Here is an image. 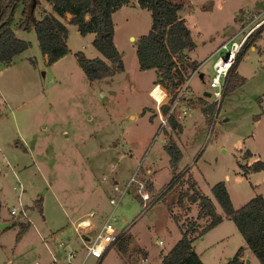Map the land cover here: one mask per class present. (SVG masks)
I'll return each instance as SVG.
<instances>
[{
    "label": "rangeland",
    "instance_id": "374dc122",
    "mask_svg": "<svg viewBox=\"0 0 264 264\" xmlns=\"http://www.w3.org/2000/svg\"><path fill=\"white\" fill-rule=\"evenodd\" d=\"M177 1L190 4L182 14L196 40H202L203 44L194 45L190 51L191 57L201 63L211 51L208 36L216 27L205 12L216 0ZM243 1L249 6L250 0ZM44 2L38 0L35 15L47 11L43 8ZM223 4L233 7L238 2L223 0L219 5ZM241 11L239 14L246 19L258 12L253 7ZM19 14L20 7L11 26L16 36L29 41V45L14 62L11 63L12 59L0 62L1 215L10 216V208L17 204L16 179L19 178L25 187L22 201L33 203L38 209L41 203L35 197L40 196L49 226L55 229L63 225V230L56 233V239L62 235L63 238H73L80 251L86 248L81 234L71 224L73 213L93 209L94 228L89 232L90 236L111 214L117 238L96 264H157L160 255L172 246L181 232L172 214L181 211L175 204L176 193L187 185L184 182L187 175L196 179L203 191L212 197L211 186L223 180L234 207L241 206L256 192L250 186V180L261 181L262 172L257 170L248 177L241 172L239 160L240 149L244 145L264 147V120H254L261 111V105L258 98L252 97V93L258 92V96L264 98V68L260 72L261 67L252 69L251 64H247L246 72L252 70L254 74L244 79L241 87L234 88L236 75L228 79L225 87H232L222 95L218 105L214 102V121L202 117L197 107L189 109L181 119L184 131L179 136L180 130L171 128L169 123L161 127L153 109L144 107V104L154 103L150 93L160 100L162 98L159 86H152L156 75L154 69L139 68L135 51L137 39L129 37L130 33L139 35L148 30L150 12L147 9H131L125 15L128 20L116 15L115 20L119 24L114 38L124 69H115L114 74L93 81L87 79L74 54L82 49L88 56L96 52L86 36L71 33L72 50L56 62L49 63L42 58L34 29L19 27ZM261 43L264 44V35ZM254 58L255 55L248 60ZM212 60L213 57L205 60L201 68L203 76L199 71L190 79L191 94L197 95L195 99L188 100L191 106L197 103L202 109L211 103L202 93L209 89ZM191 70L189 65L184 68L188 75ZM143 107L144 113L141 112ZM226 116L227 120L223 121ZM252 132L255 137L248 145L246 141L253 136L247 137ZM163 138L166 142L174 141L184 151L175 173L170 167L169 154L163 149ZM12 147L14 150L9 151ZM3 152L6 158L9 156L14 161L17 176L6 164ZM17 156L21 159H16ZM136 172L138 178L147 182L150 192L160 194L159 198L143 209L136 185L132 184L114 207L109 202V198L116 194L112 186L117 183L122 187ZM173 175L175 179L171 181ZM258 189L264 194L263 182ZM216 205L223 219L204 232L203 238L197 232L194 234L197 236L193 240L195 249L205 264H225L244 243L235 223L217 201ZM71 208L74 211H70ZM33 213L34 217L38 215L36 211ZM190 213L186 221L198 222L201 227L209 220L206 216L197 218L198 206L195 204L191 206ZM183 220L185 217L180 222ZM14 223L0 232V264H31L34 253H41L44 246L36 243L40 237L35 226L30 225L34 235L30 238V245L33 247L17 256V233L28 227V221ZM128 236L134 245H127L124 251H119V243ZM85 264H95V261L89 259ZM238 264L261 263L251 255Z\"/></svg>",
    "mask_w": 264,
    "mask_h": 264
},
{
    "label": "trees",
    "instance_id": "16d2710c",
    "mask_svg": "<svg viewBox=\"0 0 264 264\" xmlns=\"http://www.w3.org/2000/svg\"><path fill=\"white\" fill-rule=\"evenodd\" d=\"M45 1L50 4L58 16L46 11L41 18L36 17L35 7L38 0H0V62H9L15 54L22 52L29 45V41L16 36L11 26L15 12L20 7L17 21L19 27L25 30L34 29L39 48L43 54L47 55V62L52 63L69 51L66 40L67 26L59 18L69 12L71 14L69 22L77 25L80 34L95 32L92 44L104 57L88 58L81 50L74 52L87 79L98 80L114 74L115 68L124 69L121 52L114 42L112 13L129 0ZM137 2L140 7L150 11L151 17L148 31L139 35L135 44L138 66L140 69L155 68L158 78L153 85L159 86L161 90L164 86L168 92H172L178 85L184 68H187L188 65L191 68L197 65L196 61H184L183 59L187 60V53H184L183 50L191 49L195 45L190 28L179 14L183 3L177 0H137ZM260 32L261 27L250 33L248 42L240 51L230 77L237 76L234 69L239 59L245 52L246 46L257 38ZM178 63L182 71H180ZM111 64L115 67H112ZM242 81L243 77L240 76L234 85ZM231 87L225 88L224 93ZM214 104L211 102L202 108L205 117L210 121H214V118L212 119L215 110ZM161 108L163 112H166L168 105L163 104ZM142 110L144 111V108ZM168 122L173 129L181 130L180 123L172 115H169ZM164 149L169 154V163L172 172L175 173L182 152L178 145L171 140L164 144ZM242 167L245 171H257L264 168V162L255 160L249 165H242ZM174 179L173 175L171 181ZM184 182L187 185L178 191L175 200V204L181 211L172 214L174 220L179 224L181 236L162 257L160 264H204L193 248L192 242L197 237L194 234L197 232V235L200 236L221 221V216L217 213L212 198L201 190L195 179L191 175H187ZM211 190L223 211L235 223L246 245L259 262L264 264V196L261 193H256L240 207H234L223 180L215 182ZM193 204L198 206L197 218L204 216L209 218L203 227H200L198 222L186 221ZM38 209L41 210V205L38 206ZM184 217L185 220L180 222ZM197 228L200 230L197 231ZM19 234L20 232L17 233V236ZM130 240L131 237L128 236L125 241H121L119 248L124 249ZM243 250L244 246L240 245L225 264L241 262Z\"/></svg>",
    "mask_w": 264,
    "mask_h": 264
},
{
    "label": "crops",
    "instance_id": "0c3cea01",
    "mask_svg": "<svg viewBox=\"0 0 264 264\" xmlns=\"http://www.w3.org/2000/svg\"><path fill=\"white\" fill-rule=\"evenodd\" d=\"M45 1V0H44ZM212 1V0H210ZM223 0H216L214 4L210 5L211 6V9L210 10H207L205 12V14H207V16L209 18L212 19V23L213 24H216V27L215 29L209 33V38L211 39V41L209 42L212 46H211V51L223 40H225L226 38H228L229 36L237 33L242 27H245V29H247L248 27H250L253 23H255L256 21H258L262 16H264V1L263 0H250L249 1V6L247 5H244L245 1L243 0H236L238 2V4L234 5L233 7L231 6H226V5H219L221 4ZM220 2V3H219ZM183 3V2H182ZM186 5H189L190 4L187 2L186 3H183V7L180 9L179 11V14L181 17H183L185 19V17L183 16L182 12L183 10L185 9ZM209 7V6H208ZM249 7H253L255 8L258 12H262V14L259 16V18H256V19H246V17L242 14H239V12H242L241 10H245L246 8H249ZM43 8H45L47 10V12H52L54 13L55 15H57L54 10L51 8L50 4L48 2H44L43 4ZM136 8H142L139 6L137 0H129L128 2L122 4L117 10H115L113 13H112V19H113V22H114V37H115V33L117 31V28H118V22L115 20V17L116 15H120L122 17V19H125V20H128L127 17H125V15L129 14L130 10L131 9H136ZM146 9V8H145ZM148 10V9H147ZM149 11V10H148ZM37 12V11H36ZM150 12V11H149ZM244 12V11H243ZM36 17L38 18H41L42 15L41 13L39 14L38 12L36 13ZM58 16V15H57ZM71 17V14L69 12H66L65 15L63 16V23L67 26V44H68V47H69V51L72 50V47H71V43H70V36H71V33H76L78 36H79V31L77 29V25L76 24H73V23H70L69 22V18ZM59 18L61 19V16H59ZM186 24H187V21L185 20ZM150 23H151V17H150ZM188 26V25H187ZM150 27V26H149ZM190 28V32H191V36L192 38L195 40V47H198V45H201L203 44L202 43V40L199 39V40H196V36L194 35L193 33V30L190 26H188ZM261 27V32L260 34L258 35L257 38H255L250 44H248L246 46V52L243 53V56H241V58L239 59L236 67H235V73L237 74V77H240L242 76L243 77V81L239 84H237L235 87H238V86H242V84H244V79H247L248 76H252L254 74V72L252 70H249L251 74L247 73L246 70L248 69L247 68V64H251L252 66V69L254 66L256 67H261L260 69V72L263 70V63H264V44L261 43V39H262V36L264 35V21L258 25V27H256L255 31L257 29H259ZM149 29V28H148ZM148 31V30H147ZM146 31V32H147ZM144 32V33H146ZM143 34V33H141ZM139 34V35H141ZM82 35V34H81ZM95 35V32L94 31H91V32H87L86 34H83L82 36H86L89 41L92 42V39ZM139 35H134L132 33L129 34V37L132 38V36H134V38H138ZM22 38V37H21ZM115 38H114V42H115ZM137 41V40H136ZM116 44V43H115ZM117 46V45H116ZM245 46V45H244ZM95 48V47H94ZM193 48L191 49H188L187 50V60L188 61H196L197 65L200 66V73H202V76H203V70L201 69L203 63H200L199 60L197 59H193L190 55V51L192 50ZM27 48L23 51H26ZM22 51V52H23ZM68 51V52H69ZM77 51V50H76ZM81 51H83V53L88 57V58H93V57H96V56H100L102 58L103 55L99 52V50L96 49V52L94 51V54L92 56H88V54H86V52L84 51V49H82ZM210 51V52H211ZM67 52V53H68ZM209 52V53H210ZM66 54V53H65ZM64 54V55H65ZM63 55V56H64ZM256 56V58H254V60H248V58L251 56V58L253 56ZM17 56H20V53L18 54H15L13 57H12V60H11V63L14 62L15 58ZM63 56H61L60 58L58 59H61ZM27 57V56H25ZM42 58L44 60L47 61V55L46 54H43L42 53ZM57 59V60H58ZM55 60V62L57 61ZM117 69V68H115ZM149 69V68H147ZM154 69L156 75H155V80H157L158 76H157V72L155 70V68H152ZM201 76V74H200ZM154 83V82H153ZM159 85H161L160 83H157ZM153 86V84H152ZM162 86V85H161ZM156 87V85H155ZM151 88V87H150ZM149 88V90H150ZM162 88L164 89V92L166 94V96L163 98V102L164 104L165 103V100L167 99V89L162 86ZM148 90V92H149ZM231 90V88L229 89ZM230 92V91H229ZM204 93V92H203ZM264 94V93H263ZM228 95V94H227ZM197 95H193L191 94V98H194L196 97ZM258 92H254L252 93V97L253 99H257L259 100V103L261 105V111L260 113L256 114L255 115V122H258L260 120H264V98L261 97V96H258ZM156 97V96H155ZM227 97V96H226ZM152 98V97H151ZM157 98V97H156ZM153 102L152 104H144V107L146 108H149V109H153V113H156V115L154 116H157V119H158V112H157V108H156V102L154 101V99L152 98ZM261 101V102H260ZM143 107V108H144ZM193 107H197L201 116L204 117V113L202 111V109L197 105V103L193 104L191 106L190 109H192ZM142 108V109H143ZM142 113L145 112V110H141ZM131 116V115H130ZM134 117H135V114H134ZM133 117V118H134ZM182 119V118H181ZM180 119V121H178V123H180L181 125V132L179 133V136L180 134L183 133L184 131V125L182 123V120ZM159 120V119H158ZM223 121L227 120V116L224 117L222 119ZM170 125V124H169ZM169 127V126H167ZM166 127V128H167ZM171 127V126H170ZM172 128V127H171ZM250 136H253L250 140L246 141L245 139L243 140V142H247L248 145H250L252 139L255 137V134H253V132L247 137V139L250 137ZM26 141V139H25ZM26 143V142H25ZM166 143L165 139L163 138V145ZM246 146V147H245ZM181 148V147H180ZM31 149V147H30ZM164 149V147H163ZM8 150V149H7ZM14 148H9V151H13ZM26 152H30L29 149H24ZM181 156L183 155L184 151L183 149L181 148ZM240 154H241V160H239V165L241 167V172L245 175H247L248 177L254 173L255 171H245L243 170V167L242 165H249L251 164L253 161L255 160H261L264 162V147H255V146H247V145H244V148H241L240 149ZM2 156L3 158L5 159L6 161V164L9 165L11 167V169L13 170V174L16 176L18 175L17 171L15 170V164H14V161L9 157L4 155V152L2 153ZM16 159H21L17 156ZM169 159V158H168ZM34 163H35V160H34ZM177 170L179 168V162H177ZM171 167V166H170ZM26 169V168H25ZM40 170V168H38ZM151 169H148V172H150ZM260 172H262V175H261V181H252L250 180V186L253 188V190H255L256 192H254L251 196H249V198L247 200H249L250 198H252L256 193H261L263 196V192L261 190L258 189V186L260 185V182H263L264 183V168L260 169L259 170ZM7 174V173H6ZM152 180H153V177H152ZM195 181L197 182V185L200 187V185L198 184V181L195 179ZM152 185L154 186V181L152 183ZM52 186V185H51ZM227 190H228V187L227 185H225ZM212 187V186H211ZM201 188V187H200ZM256 188L259 190L257 191ZM24 190H25V187H24ZM201 190L203 191V189L201 188ZM24 192V191H23ZM204 192V191H203ZM229 192V191H228ZM205 193V192H204ZM177 194V193H176ZM207 194V193H206ZM230 195V194H229ZM54 196V195H53ZM56 198V196H54ZM215 204V207H216V211L218 214H220L217 210V205H216V198L212 196H210ZM38 199L41 203V210L37 209L33 203L31 204H27L28 207H29V214L32 218V221L33 222H28V227L25 228L24 230H21L20 229V234H19V239L17 240V243L15 245V247H17L19 245V251L17 252V256H20L22 251L25 250V249H30L31 247H33V245H30L31 241H30V238L33 235V232L32 229H30V225H33L35 226L36 230L35 232L39 235V240H35L36 243H40L44 246V248L42 249L41 253H34V257L32 259V261L30 262L31 264H36V263H39V264H55V263H52V260H51V253L50 251L58 258V256L60 258H62V260L60 261L59 258V262L58 264H85L89 259H92L95 261V264L98 263L100 261V259L103 257H101L100 259H97L91 255H88V256H85L86 255V249L84 251H80L79 250V247H77L76 243L77 241H74L73 238L71 239H67V238H63V235L59 238V239H56V233L57 232H61L63 230V225H60L59 227L57 228H51L47 222V219H46V215L44 214L45 211H44V201L42 202L41 201V198L40 196L38 197H35V199ZM231 198V197H230ZM246 200V201H247ZM245 201V202H246ZM218 202V201H217ZM244 202V203H245ZM221 206V205H220ZM240 207V206H239ZM75 209V208H74ZM33 211H36L38 213V215H35L34 217V213ZM70 211H74L72 208L70 209ZM10 212V211H9ZM73 219H72V223L74 225V228L75 230L82 235H87L88 237L90 236L89 232L91 230H93V226H94V222H93V219H92V216H93V209L92 208H88V209H82V210H79L78 212H74L73 213ZM191 213L189 212L188 213V216H191L190 215ZM33 215V216H32ZM108 216V215H107ZM221 216V220L223 219L222 215L220 214ZM10 218H13V216L10 214V216H3L0 214V220H7V219H10ZM90 219L91 223L89 226H86V227H82L79 229V227L76 226V222L80 219ZM17 222L21 223L23 222L24 220H16ZM16 223V222H15ZM15 223H13L12 225H14ZM102 224V223H101ZM100 224V225H101ZM11 226V225H10ZM201 227V226H200ZM5 229L3 230H0V232L4 231ZM181 236V232L179 233V236L177 238H175V240L173 241L172 243V246L176 243V241L180 238ZM201 238H203L204 236L200 235ZM48 237H52V239H46L45 238H48ZM35 238V237H33ZM83 238V237H82ZM42 239V240H41ZM88 238L87 239H84L83 243H84V246L86 248V242H87ZM244 240V239H243ZM132 240H130L128 246H132L134 245V243L131 242ZM27 244V245H26ZM23 245H25L23 247ZM192 245H193V248L195 249V246H194V243L192 242ZM242 246H244V254L241 255V259L242 261L244 260V257H249V256H255L253 254V252L249 249V247L246 245L245 241L243 244H241ZM111 246V245H110ZM109 246V247H110ZM119 246V245H118ZM140 246V245H138ZM171 246V247H172ZM108 247V248H109ZM170 247V248H171ZM22 250H21V249ZM108 248L105 250V252L108 250ZM140 248L144 249L145 252L148 253V250L145 249L144 247L140 246ZM170 248L167 250V251H164L161 255H160V261L157 263V264H160L161 260H162V257L170 250ZM68 249H73L74 250V256L72 257V263H67L65 261V253ZM125 249V248H124ZM124 249H118L119 251H124ZM21 250V251H20ZM196 251V249H195ZM104 252V254H105ZM197 252V251H196ZM198 253V252H197ZM103 254V255H104ZM199 255V254H198ZM47 257V258H46ZM200 257V256H199ZM256 257V256H255ZM257 258V257H256ZM201 259V258H200ZM202 260V259H201ZM144 262H146L147 260L144 258L143 259ZM25 264V262H24ZM133 264H136V263H133ZM205 264V263H204Z\"/></svg>",
    "mask_w": 264,
    "mask_h": 264
},
{
    "label": "built area",
    "instance_id": "2783aa9c",
    "mask_svg": "<svg viewBox=\"0 0 264 264\" xmlns=\"http://www.w3.org/2000/svg\"><path fill=\"white\" fill-rule=\"evenodd\" d=\"M261 14L262 12H257L256 14H254L252 19L254 20L256 18H259ZM263 21L264 16H262L258 21L253 23L247 29H245V27H242L237 33L221 41L204 59L203 62L213 57V60L211 62L212 73L209 79V89L204 90V93H202V96L209 99L210 102H216L218 105L219 100L224 93V89L226 88L225 86L227 84V81L230 78L233 67L237 62L240 51L248 42L250 33L253 32L256 27H258V25H260ZM178 67L180 68V71H182L179 63ZM199 71L200 66L198 65L192 68L191 74L189 75L187 72L182 71V76L176 88L172 92H167V99L165 100V103L168 105V110L166 112H163L161 108V106L164 104L163 98L166 96V94L164 93L163 98L161 100H158L152 93H150L151 97L156 102L158 119L160 120L161 127L166 125V123H169V115H172L174 118H178L180 120L183 115L191 108V105L188 102V100L191 98L192 91L190 79L192 75ZM200 74L202 76V73ZM205 91H209V94H205ZM132 184L136 185V192L141 200V206L143 207V209L147 208L154 200H156L160 196V194L150 192L147 188V182L141 178H138L136 172L135 174L130 175L129 179L122 187H120L117 183L112 186L114 191H116V194L115 196H111L109 198V202L115 207ZM16 187L18 189L17 204L12 205V207L10 208V214L16 220L33 222L29 214L28 205L21 199V195L24 191V185L19 178L16 179ZM90 223L91 221L89 218L80 219L76 222V226L82 228L89 226ZM116 238V228L111 221V214L109 213L100 227L93 233L92 236H89L86 242L85 256L91 255L97 259H100L103 256L105 250L115 242ZM46 239L50 240L52 239V237L45 238V240ZM159 242H161V239H159ZM50 253L52 263L58 264V258L51 251ZM74 254L75 253L73 249H68L65 253V261L67 263H72V257L74 256ZM141 259L143 260L144 258Z\"/></svg>",
    "mask_w": 264,
    "mask_h": 264
},
{
    "label": "water",
    "instance_id": "95a60500",
    "mask_svg": "<svg viewBox=\"0 0 264 264\" xmlns=\"http://www.w3.org/2000/svg\"><path fill=\"white\" fill-rule=\"evenodd\" d=\"M187 48L183 50L184 53H187ZM205 94H209V91H205ZM14 221H16L15 218L12 219H8V220H0V230L5 229L6 227H9L10 225H12L14 223ZM83 239H87L89 238L87 235H82ZM246 262L249 263V259H246Z\"/></svg>",
    "mask_w": 264,
    "mask_h": 264
},
{
    "label": "bare ground",
    "instance_id": "6f19581e",
    "mask_svg": "<svg viewBox=\"0 0 264 264\" xmlns=\"http://www.w3.org/2000/svg\"><path fill=\"white\" fill-rule=\"evenodd\" d=\"M160 92H161V94H162V98H163V95H164V93H165V92H164V89L161 90ZM162 98H161V99H162ZM157 99H158V98H157ZM158 100H160V99H158ZM84 223H85V222H84Z\"/></svg>",
    "mask_w": 264,
    "mask_h": 264
}]
</instances>
